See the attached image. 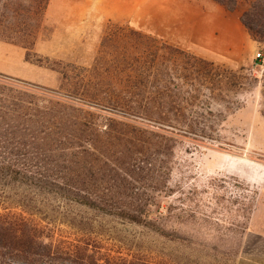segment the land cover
I'll use <instances>...</instances> for the list:
<instances>
[{
	"label": "trees",
	"instance_id": "1",
	"mask_svg": "<svg viewBox=\"0 0 264 264\" xmlns=\"http://www.w3.org/2000/svg\"><path fill=\"white\" fill-rule=\"evenodd\" d=\"M215 1L234 10L239 0ZM49 4L0 0V39L41 65L34 47ZM240 20L264 41V0ZM118 29L91 67L54 61L58 89L0 73V264H151L111 260L93 243L111 220L173 239L152 208L154 193L171 191L176 148H226L221 129L248 77ZM158 206V214L170 213Z\"/></svg>",
	"mask_w": 264,
	"mask_h": 264
},
{
	"label": "rangeland",
	"instance_id": "2",
	"mask_svg": "<svg viewBox=\"0 0 264 264\" xmlns=\"http://www.w3.org/2000/svg\"><path fill=\"white\" fill-rule=\"evenodd\" d=\"M253 1L239 0L229 10L215 0H139L134 10L131 0H50L34 47L42 65L27 60L22 45L0 39V73L54 89L61 83L54 61L91 67L104 39L117 41L118 28L151 34L248 77L233 95L239 107L221 129L226 148L178 146L171 191L154 193L152 209L173 239L111 220L93 243L111 260L236 264L246 232L264 233V41L254 40L240 20ZM159 204L170 213L158 214Z\"/></svg>",
	"mask_w": 264,
	"mask_h": 264
},
{
	"label": "crops",
	"instance_id": "3",
	"mask_svg": "<svg viewBox=\"0 0 264 264\" xmlns=\"http://www.w3.org/2000/svg\"><path fill=\"white\" fill-rule=\"evenodd\" d=\"M121 3L129 2V0H119ZM125 1V2H124ZM139 0H131L133 9L138 8ZM242 42L238 48L242 47L245 38H241ZM236 264H264V233L249 229L246 232L244 245Z\"/></svg>",
	"mask_w": 264,
	"mask_h": 264
},
{
	"label": "built area",
	"instance_id": "4",
	"mask_svg": "<svg viewBox=\"0 0 264 264\" xmlns=\"http://www.w3.org/2000/svg\"><path fill=\"white\" fill-rule=\"evenodd\" d=\"M261 55V53H258V57Z\"/></svg>",
	"mask_w": 264,
	"mask_h": 264
}]
</instances>
